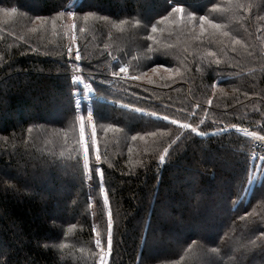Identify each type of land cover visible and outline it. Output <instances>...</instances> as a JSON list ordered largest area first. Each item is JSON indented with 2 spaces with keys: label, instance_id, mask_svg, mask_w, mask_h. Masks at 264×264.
I'll list each match as a JSON object with an SVG mask.
<instances>
[{
  "label": "trees",
  "instance_id": "obj_1",
  "mask_svg": "<svg viewBox=\"0 0 264 264\" xmlns=\"http://www.w3.org/2000/svg\"><path fill=\"white\" fill-rule=\"evenodd\" d=\"M253 136L264 0H0V264H264Z\"/></svg>",
  "mask_w": 264,
  "mask_h": 264
},
{
  "label": "snow or ice",
  "instance_id": "obj_2",
  "mask_svg": "<svg viewBox=\"0 0 264 264\" xmlns=\"http://www.w3.org/2000/svg\"><path fill=\"white\" fill-rule=\"evenodd\" d=\"M12 11H16V9H13ZM171 12H172V13H182V12H183V8L180 7V6H176V7H173V8H172ZM65 15H67V17L73 18V20H75L76 13H74L73 11H70V10H69V11H62V12H59V13H58V16L52 20L53 27H55V25H56V23H57V20H58L59 18H63V17H65ZM90 15H92V13H88L87 15H85V16L83 17V19H84L85 21H87ZM40 19H41V24H42V25H43V24H47V22H48L47 20H45L44 18H40ZM165 19H167V17H165ZM199 20H200V22H201V31H203V29H204V25H205V24H208V25H210L212 28H216V29H218V28L220 27L219 24L213 23V21L208 20L207 17L201 16V17H199ZM68 27H70V29L72 30V33H73V35L71 36V39H72L73 41H75L76 37H75V35H74V32H75V30L77 29V25H76V23H72V24H71L70 26H68ZM80 31H84V29L81 28ZM156 31H157L156 27L153 26V27H152V32H156ZM224 35L226 36L227 33H224ZM237 43H238V41H237ZM68 54H69V55H72V49H71V47H69ZM75 58H76L77 60L81 59V56H80V53H79L78 50H77V52H76V54H75ZM156 70H157L156 68H153V69H152V71H154V72H155ZM164 71H172V69L165 67V68H164ZM119 72H120V73H127V72H128V69H127L126 67H120V68H119ZM114 74H116V73H114ZM132 78H133V79H139V77H132ZM153 115H154V113H153ZM89 119H91V114H89ZM163 119H164V120H168L169 117H168L167 115H165V116L163 117ZM81 120H83V117H81ZM171 123L175 125V124H178V123H180V122H179L178 120H176V119H173V120H171ZM201 123H203V122H201ZM180 127H181V128H185V129H187V128H191L193 132L196 131V129L193 128L192 125H191V124H188V123H182V124H180ZM29 131H31V129H29ZM252 135H255V133H252ZM132 139L135 140L136 137L133 136ZM261 139H264V137H261ZM81 142H83V128H81ZM93 143H95V133H93ZM165 152H167V149H165ZM96 159L99 160V159H100V156L97 155ZM159 159H160L161 162H163V161L165 160V156H164V155H161V156L159 157ZM258 159H259L262 163H264V156H260V157H258ZM88 164H89V160H88V150H87V148H85V150H84V167H85L86 169L88 168ZM96 172L100 175L101 179H103V172H102L100 169H96ZM107 203H108V200H107V198H105V204H107ZM112 227H113V224H112V219H111V214H110V215H109L108 222H107V228H108V240H107V246H108V251H109V253L111 252V249H112V231H111V230H112ZM96 243H97V246H99V245H100V240H97ZM100 264H105V261H104V258H103V257H101Z\"/></svg>",
  "mask_w": 264,
  "mask_h": 264
},
{
  "label": "rangeland",
  "instance_id": "obj_3",
  "mask_svg": "<svg viewBox=\"0 0 264 264\" xmlns=\"http://www.w3.org/2000/svg\"><path fill=\"white\" fill-rule=\"evenodd\" d=\"M75 3V1L74 2H72V4H74ZM39 6V5H38ZM75 6V5H74ZM149 8V7H148ZM163 71V70H162ZM161 72V71H160ZM163 73V72H162ZM154 75H156V72H155V74ZM135 80V79H134ZM138 80V79H137ZM74 81H78V82H82L83 83V80L80 78V77H76V78H74ZM84 84V86H85V89H86V97H88V101H91L93 98H96L97 97V95H96V93L92 90V88H91V86L89 85V83H83ZM78 101L79 102H82L83 101V99H81V98H78ZM9 116L10 117H8V119L9 118H12L13 120H16L15 118H16V116H17V114L15 113H11V114H9ZM252 140H253V142L254 141H260V142H264V139H261V136H253L252 137ZM253 161V160H252ZM256 163V162H255ZM259 165V163L257 164V166ZM20 176L19 175H17V178H19ZM208 238L209 239H213V237H212V235H210V236H208ZM153 247V246H152ZM151 247V248H152ZM159 247H161V248H158V250L157 249H153V251H150V254H153V256H163V255H168V254H170V250H168L167 248H164L163 246H161V245H159ZM149 250V249H148ZM6 251H8V249L6 250L5 248H4V245L3 246H0V255H2V254H5V252ZM106 257H108V255H106ZM256 264H259V263H256Z\"/></svg>",
  "mask_w": 264,
  "mask_h": 264
},
{
  "label": "built area",
  "instance_id": "obj_4",
  "mask_svg": "<svg viewBox=\"0 0 264 264\" xmlns=\"http://www.w3.org/2000/svg\"><path fill=\"white\" fill-rule=\"evenodd\" d=\"M120 67H126L128 69L127 73H120L119 68ZM118 70L111 75H109V78L111 82H119V81H124V82H129L134 80L132 75L130 74V67L129 65L123 63L119 66ZM264 156V142L260 141H254L253 143V148H252V160L257 161L259 164H264L262 163L258 157Z\"/></svg>",
  "mask_w": 264,
  "mask_h": 264
},
{
  "label": "bare ground",
  "instance_id": "obj_5",
  "mask_svg": "<svg viewBox=\"0 0 264 264\" xmlns=\"http://www.w3.org/2000/svg\"><path fill=\"white\" fill-rule=\"evenodd\" d=\"M254 161V160H253ZM254 162H256L257 164H258V162L257 161H254Z\"/></svg>",
  "mask_w": 264,
  "mask_h": 264
}]
</instances>
